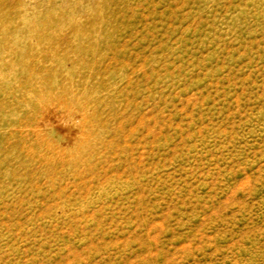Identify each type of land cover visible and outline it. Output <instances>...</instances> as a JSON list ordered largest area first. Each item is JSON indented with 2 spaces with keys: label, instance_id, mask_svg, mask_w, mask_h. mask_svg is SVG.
<instances>
[{
  "label": "rangeland",
  "instance_id": "obj_1",
  "mask_svg": "<svg viewBox=\"0 0 264 264\" xmlns=\"http://www.w3.org/2000/svg\"><path fill=\"white\" fill-rule=\"evenodd\" d=\"M0 264H264V0H0Z\"/></svg>",
  "mask_w": 264,
  "mask_h": 264
}]
</instances>
